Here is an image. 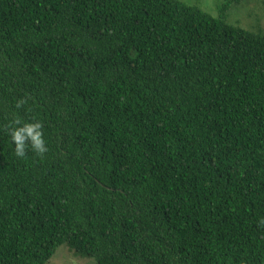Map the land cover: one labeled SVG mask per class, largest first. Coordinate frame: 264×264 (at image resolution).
Wrapping results in <instances>:
<instances>
[{"label": "trees", "instance_id": "trees-1", "mask_svg": "<svg viewBox=\"0 0 264 264\" xmlns=\"http://www.w3.org/2000/svg\"><path fill=\"white\" fill-rule=\"evenodd\" d=\"M183 0H0V264H264V28ZM20 107H17V105ZM48 151L14 153L15 119Z\"/></svg>", "mask_w": 264, "mask_h": 264}, {"label": "rangeland", "instance_id": "rangeland-1", "mask_svg": "<svg viewBox=\"0 0 264 264\" xmlns=\"http://www.w3.org/2000/svg\"><path fill=\"white\" fill-rule=\"evenodd\" d=\"M198 5L213 15L218 13V4L224 0H183ZM228 21L246 28H264V0H244L242 4L232 5ZM47 264H97L92 258L79 257L66 245H61Z\"/></svg>", "mask_w": 264, "mask_h": 264}, {"label": "clouds", "instance_id": "clouds-1", "mask_svg": "<svg viewBox=\"0 0 264 264\" xmlns=\"http://www.w3.org/2000/svg\"><path fill=\"white\" fill-rule=\"evenodd\" d=\"M8 132L14 144V153L19 158H26L28 149L41 158L48 151L43 124L39 120L23 121L17 118L9 126Z\"/></svg>", "mask_w": 264, "mask_h": 264}]
</instances>
